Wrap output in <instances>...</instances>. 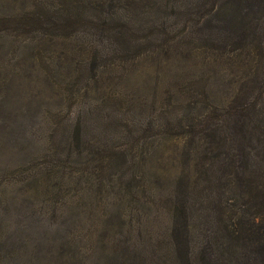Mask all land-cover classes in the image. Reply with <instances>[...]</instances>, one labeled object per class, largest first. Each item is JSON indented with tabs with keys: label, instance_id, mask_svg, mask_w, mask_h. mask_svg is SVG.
<instances>
[{
	"label": "rangeland",
	"instance_id": "1",
	"mask_svg": "<svg viewBox=\"0 0 264 264\" xmlns=\"http://www.w3.org/2000/svg\"><path fill=\"white\" fill-rule=\"evenodd\" d=\"M263 118L264 0H0V264H176V203L180 264L216 221L214 263L261 264L223 189Z\"/></svg>",
	"mask_w": 264,
	"mask_h": 264
},
{
	"label": "trees",
	"instance_id": "2",
	"mask_svg": "<svg viewBox=\"0 0 264 264\" xmlns=\"http://www.w3.org/2000/svg\"><path fill=\"white\" fill-rule=\"evenodd\" d=\"M258 138L261 148V152L256 153L255 155L258 159L246 162L247 164L244 167L239 168L241 173H239L237 169H233L232 175L229 177L230 179L224 183L226 185L225 189L220 188L219 185L215 184L213 195L216 197L215 205L218 206L221 203L219 198L222 194L220 192L222 189L226 193L236 194V201L245 200L249 208L253 205L257 207V214H259L260 219L264 224V133L263 135H258ZM228 169L229 166L222 165L218 172H223ZM188 220L189 215L187 213V207L185 209V205L183 203H176L172 211V226L168 234L170 257L175 259L176 264H180L182 262L180 260V254L183 253L181 247H188L191 239L192 241L194 239L188 230ZM214 224L217 227L216 235L214 234L210 237L203 234L200 235V238L198 237L197 246H199V249H196V251L192 254V264H217V262L214 263V261H218L216 253L210 254L207 251L213 248L212 243L214 240L217 242L225 240L228 244H231V241L237 243L238 240H240L238 231L234 229L228 230L226 226L221 227L220 222L218 221ZM218 233H221L222 236H218ZM258 250L261 264H264V238L260 240ZM231 254L234 257L237 254L236 246H233ZM219 256H223V253ZM232 258L233 257L227 259L231 262ZM185 260L186 263L189 264L186 252Z\"/></svg>",
	"mask_w": 264,
	"mask_h": 264
}]
</instances>
